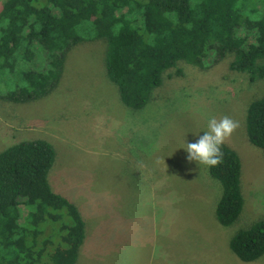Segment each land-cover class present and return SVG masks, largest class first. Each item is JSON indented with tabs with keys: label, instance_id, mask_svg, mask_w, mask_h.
<instances>
[{
	"label": "rangeland",
	"instance_id": "374dc122",
	"mask_svg": "<svg viewBox=\"0 0 264 264\" xmlns=\"http://www.w3.org/2000/svg\"><path fill=\"white\" fill-rule=\"evenodd\" d=\"M105 49L103 40L73 48L58 87L42 99L0 100V151L24 137L54 145L50 184L76 204L86 227L77 264H264V256L242 262L228 246L264 219V154L245 130L264 83L230 71L231 57L203 68L181 62L144 109L131 111L106 78ZM225 115L239 122L224 144L240 157L244 198L229 227L214 216L219 183L183 148Z\"/></svg>",
	"mask_w": 264,
	"mask_h": 264
},
{
	"label": "trees",
	"instance_id": "16d2710c",
	"mask_svg": "<svg viewBox=\"0 0 264 264\" xmlns=\"http://www.w3.org/2000/svg\"><path fill=\"white\" fill-rule=\"evenodd\" d=\"M103 40L104 70L128 110L140 111L183 62L203 68L231 57L232 72L264 83V0H5L0 7V100L28 104L52 93L76 46ZM180 74V71H177ZM246 136L264 154V94L245 114ZM207 167L221 187L217 223L240 216L241 161L223 144ZM54 145L22 138L0 151V264H77L86 227L76 204L54 192ZM230 251L264 256V219L237 231Z\"/></svg>",
	"mask_w": 264,
	"mask_h": 264
},
{
	"label": "clouds",
	"instance_id": "9594fccd",
	"mask_svg": "<svg viewBox=\"0 0 264 264\" xmlns=\"http://www.w3.org/2000/svg\"><path fill=\"white\" fill-rule=\"evenodd\" d=\"M239 127V122L225 115L217 119L211 117L207 123V131L195 142L184 143L187 160L196 161L198 165L215 167L223 162L222 145Z\"/></svg>",
	"mask_w": 264,
	"mask_h": 264
}]
</instances>
